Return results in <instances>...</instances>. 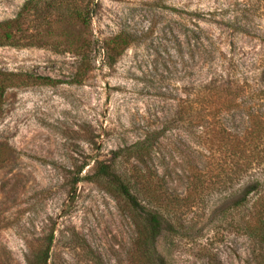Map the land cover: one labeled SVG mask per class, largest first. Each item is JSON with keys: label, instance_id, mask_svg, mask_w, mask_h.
<instances>
[{"label": "rangeland", "instance_id": "rangeland-1", "mask_svg": "<svg viewBox=\"0 0 264 264\" xmlns=\"http://www.w3.org/2000/svg\"><path fill=\"white\" fill-rule=\"evenodd\" d=\"M87 2L0 0V72L22 75L0 77V264H29L48 240V264H146L141 218L91 175L147 127L158 149L141 166L155 174L164 215L152 264H264V244L244 231L248 210L232 207L240 181L193 167V128L174 115L195 80L179 49L192 43L193 14L213 19L200 25L224 52L232 42L249 58L264 45L220 23L241 14L238 24L264 32V0ZM85 10L87 21L71 14Z\"/></svg>", "mask_w": 264, "mask_h": 264}, {"label": "trees", "instance_id": "trees-1", "mask_svg": "<svg viewBox=\"0 0 264 264\" xmlns=\"http://www.w3.org/2000/svg\"><path fill=\"white\" fill-rule=\"evenodd\" d=\"M96 1L88 0L87 3L93 5ZM71 14L81 21H87L92 12L85 10ZM238 15L241 14L224 18L220 24L237 36H250L264 45V32H256L243 23L238 24V17L243 20ZM193 16L195 30L192 43L183 42L179 49L185 47L182 56L185 54L190 61H194L195 80L190 87L185 86L181 90L174 115L181 128H193L191 135L196 140L197 148V160L194 162L192 158L191 162L193 167H198L201 171L210 168L216 172L217 178L221 176L223 184L232 185L235 179L240 181V200L236 204L232 202V207L243 205L248 210L244 231L262 246L264 54H254L249 58L243 55L238 57L232 42L228 44L229 50L224 52L220 43L200 25V22L214 23L213 19L207 18L203 13H194ZM123 39L125 44L131 41L126 35ZM0 77L15 80L22 75L0 72ZM44 81L50 79L46 78ZM142 132L143 138H137L125 155L120 157L119 153H114L109 163H95L91 176L102 181L109 194L124 199L136 217L141 218L142 225L137 229V247L138 250L141 249L139 252L141 251L140 256L144 257V262L152 264V252L163 229L164 215L161 196L150 185L155 174L150 170L146 171L144 166L147 167L148 161L157 154L158 133L149 127ZM202 157L210 162L203 164ZM251 196L254 197V202L249 206ZM50 243L48 240L47 245L34 255L29 264H48Z\"/></svg>", "mask_w": 264, "mask_h": 264}]
</instances>
